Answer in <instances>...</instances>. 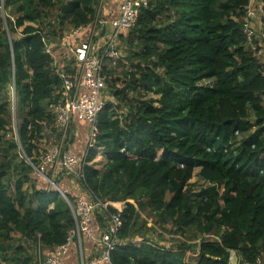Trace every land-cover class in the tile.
Listing matches in <instances>:
<instances>
[{"label": "trees", "instance_id": "16d2710c", "mask_svg": "<svg viewBox=\"0 0 264 264\" xmlns=\"http://www.w3.org/2000/svg\"><path fill=\"white\" fill-rule=\"evenodd\" d=\"M148 2L119 37L130 67L105 72L126 112L115 121L117 112L105 105L82 166L80 183L95 200L124 203L110 263L230 264L234 251L238 264H264V65L241 33L248 0ZM96 4L0 0V87L11 82L21 118L17 139H6L9 100L0 92V264H36L23 242L52 251L75 227L74 199L47 188L28 193L24 184L38 165L39 140L57 135L50 107L60 82L46 41L65 27L91 26ZM1 8L14 10L15 19L4 20ZM52 9L54 23L43 28ZM5 23L11 36L22 28L20 37L10 38ZM238 104L252 120L238 117ZM252 126L236 156L230 143ZM218 134L226 145L211 151ZM99 149L101 167L89 166ZM195 171L206 185L192 193ZM139 213L183 239L154 244L137 227Z\"/></svg>", "mask_w": 264, "mask_h": 264}, {"label": "built area", "instance_id": "2783aa9c", "mask_svg": "<svg viewBox=\"0 0 264 264\" xmlns=\"http://www.w3.org/2000/svg\"><path fill=\"white\" fill-rule=\"evenodd\" d=\"M149 0H118L117 16L110 20L100 16L89 27L72 28L64 32L59 40L61 47L69 48L74 56L76 73L72 74L65 69L66 66L56 69L60 85L56 87L58 96L51 105L53 115V128L57 135L63 136L75 123H84L88 126V148L95 144L97 137L96 122L99 114L113 96L105 99L106 70L117 67L120 58L119 37L135 26L139 10L148 6ZM264 5L250 4L241 19V33L246 40V46L252 57L264 65ZM259 26V34L257 27ZM52 56V49H47ZM264 75V72H263ZM111 104V103H110ZM68 135V134H67ZM64 150L58 145H51L38 155V165L34 167L36 173L47 172L53 166L61 167L65 174H75L77 180L82 181V166L85 164L87 152ZM81 184V183H80ZM84 194L77 197L75 203L70 205L75 227L71 229L66 241L49 252L45 264H66V257L75 239L80 237L95 245V254L80 264H111L109 253L114 249L117 235L122 225L120 207L124 203H103L95 200L94 195L85 187ZM68 202L64 188L56 190ZM108 207L116 213H106ZM124 207V206H123ZM97 209L105 214L108 225L105 231L98 233L94 222ZM235 259L233 263L231 260ZM230 264H238L234 251H229Z\"/></svg>", "mask_w": 264, "mask_h": 264}, {"label": "rangeland", "instance_id": "374dc122", "mask_svg": "<svg viewBox=\"0 0 264 264\" xmlns=\"http://www.w3.org/2000/svg\"><path fill=\"white\" fill-rule=\"evenodd\" d=\"M102 3H103L102 0H97V4L95 5L97 19L100 18L99 9L101 8ZM251 3L256 4V6L259 7V5L261 6L263 4V0H248L247 4L244 7V10H246L250 6ZM13 11L11 14L10 10L1 8L3 19L4 20L5 19L14 20L15 13H13ZM55 12H56L55 9H52L50 11V21L46 19V21L43 22L44 25L42 24L43 28H47V26L50 25L49 23L53 21ZM52 23H54V21ZM263 23H264V20H261L260 26ZM4 26L10 38L17 39L20 37L22 28H19L17 30V33L11 36L10 33L8 32L6 23ZM67 28L68 27H65L63 31L66 32ZM257 28H258L257 33L259 34L260 32L259 26ZM63 31L59 32V34L57 35L56 41L60 40V38L64 34ZM119 51H120V58L117 62V67H119L120 64H123L125 68H127L128 66L130 67L131 61L129 60V55L127 53L128 52L127 47L126 45L121 43V41L119 42ZM106 77L108 78L107 75ZM108 85L109 83L107 84V87L105 90V99L110 98L111 96L110 88L108 87ZM0 92H3V94H5L8 97L9 109H10V119H9V124L6 127L5 138L9 139L11 137H14V139H17V129H18V125L21 122V118L19 117V113L17 110V105H16V101L14 98V93H13L11 82L7 83L4 86H1ZM156 97L157 96L155 95L149 96V98H156ZM263 101H264V96H263ZM108 103H111L114 108V111L117 112V116H113V119L115 121H120L121 114L126 112V108L121 106V104H119L118 101L115 99L109 100ZM237 111H238L237 115L238 117H240L241 120L245 121V119H248V120L253 119L250 109L248 107L244 108L243 104L237 105ZM243 127L244 126L241 125L240 129H242ZM71 128H72L71 131H67L66 134L63 136H57L56 134L55 135L53 134V135H49L48 138L44 137L42 140H39V142L37 143L38 151L35 154L38 156L41 152H43L45 149H47L51 145H58L64 150H74L76 152H78L79 148L81 149L83 147H85L83 148L84 151L86 149H90L88 148V144H87L88 135H89L88 126H86L84 123L79 122V123H75V125H73ZM255 128H256L255 126H252L251 129L240 130V133L236 132L237 136H236L235 141L230 143V146L236 152V156H238L239 155L238 152L242 150L241 142L246 140L247 138L248 140L251 139L255 131ZM219 135L221 134H218V136ZM223 140H222V136H219L217 139H215L214 143L213 144L211 143V151L220 150L222 145H226V143H223ZM96 151H97L98 157L94 159L91 163H89V166L99 168L101 167L103 163V159L100 156V149L99 151L98 150ZM79 155H81V152ZM196 173L197 171L193 173V177L189 181V184H188V188L191 189L192 193H196L199 189L203 188L206 185L204 181L200 180V178L197 176ZM34 187H36L37 189L47 188V189H51L54 191H56L57 189L64 190L65 188L67 190V194L65 193V196L67 197V199L71 198V199H74L75 201L78 197L77 192H80V190L84 192V189L79 183V181L77 180L76 175L63 173L61 171V167L57 165L51 167L45 173L39 174V173L34 172L33 174H31L30 180H28L24 184V189L29 193ZM123 206L124 205H120V206L116 205L115 208L120 207L122 209ZM147 214L139 213V216L136 219V223H137V227L142 226L143 234L145 235L146 238L151 239L154 244L160 247H163V248H168V247H172L173 245L177 244L179 240L183 239V237H179L177 235L172 234L171 232H169L168 229L162 230L159 226L154 225L153 219L151 218V216L149 217ZM94 222L98 229L97 234L106 230L108 221L105 217V214L103 213L101 209L96 210L95 215H94ZM135 240H137V238H135L133 241ZM83 241L84 240L80 237V243L82 247H84L83 245L85 244ZM20 244H22V242ZM23 245L27 251L26 255L31 257L36 264H45V259L47 258L49 254V250L39 248L37 244L34 246H31L30 244L23 242ZM94 249L95 247H91L92 254L95 253ZM87 258L88 259L90 258L89 256H87V253L85 256V253L82 254L81 252L75 250L74 260L76 261V264H80L81 260L85 261ZM231 261L234 263L235 259L233 258Z\"/></svg>", "mask_w": 264, "mask_h": 264}, {"label": "crops", "instance_id": "0c3cea01", "mask_svg": "<svg viewBox=\"0 0 264 264\" xmlns=\"http://www.w3.org/2000/svg\"><path fill=\"white\" fill-rule=\"evenodd\" d=\"M103 3L101 5V8L99 9V13L101 18L105 17L107 20H110L112 18H115L117 16V4L118 0H102ZM49 40L46 41L47 49H52V58H53V65L56 69L61 68L63 66H66L67 71L72 72V74L76 73V65L74 56L69 48L61 47L59 45V41H56V39L48 38ZM85 148V147H83ZM83 148H79L78 151H83ZM84 194L83 191L80 190V192H77V196H80ZM84 240V239H83ZM85 244L82 247L81 243L75 239L73 244L70 247L68 256L66 257V264H76V261L74 260V254L75 250L81 252L82 254L87 253V256L92 257L96 256L97 254H92L91 247H95L91 242L83 241ZM97 246V245H96ZM98 247V246H97ZM83 248V249H82ZM96 248V247H95ZM95 250V249H94ZM50 252V251H49Z\"/></svg>", "mask_w": 264, "mask_h": 264}, {"label": "water", "instance_id": "95a60500", "mask_svg": "<svg viewBox=\"0 0 264 264\" xmlns=\"http://www.w3.org/2000/svg\"><path fill=\"white\" fill-rule=\"evenodd\" d=\"M125 88H126V87H124V89H123V90H125Z\"/></svg>", "mask_w": 264, "mask_h": 264}]
</instances>
